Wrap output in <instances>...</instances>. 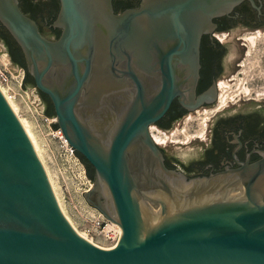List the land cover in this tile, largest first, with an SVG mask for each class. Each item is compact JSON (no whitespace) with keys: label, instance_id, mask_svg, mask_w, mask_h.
<instances>
[{"label":"water","instance_id":"95a60500","mask_svg":"<svg viewBox=\"0 0 264 264\" xmlns=\"http://www.w3.org/2000/svg\"><path fill=\"white\" fill-rule=\"evenodd\" d=\"M241 1L144 0L115 14L110 0H59L48 39L18 0H0L34 87L94 169L84 199L121 230L113 248L76 232L0 89V264H264V152L234 170L239 182L202 191L164 165L148 130L175 97L188 110L210 101L214 87L195 94L200 38ZM176 180L186 197L172 195Z\"/></svg>","mask_w":264,"mask_h":264},{"label":"flooded vegetation","instance_id":"af4514ba","mask_svg":"<svg viewBox=\"0 0 264 264\" xmlns=\"http://www.w3.org/2000/svg\"><path fill=\"white\" fill-rule=\"evenodd\" d=\"M143 1L110 0V5L115 14H120L128 9H139ZM252 1L255 6H253L251 0H243L228 13L214 17L211 29L201 35L199 43L200 68L195 94H202L209 88L214 87V94L210 101L203 103L194 110H188L180 104L178 97H175L165 114L149 125L150 134L152 126L155 129L170 133L176 124L179 125L181 123L183 118H187L199 110L212 109L220 103L221 88L219 81L225 68L232 63L231 58H228L227 54L233 29L238 27L243 29L264 28V0ZM55 3V11L48 15H42L41 20H39L36 12L42 11L43 3L34 0H18L20 9L36 22L40 32L48 39L58 38L61 31L59 28L51 26L59 10V0H55ZM44 27L53 33V37H48L44 33ZM237 39L240 38L238 37ZM240 45L246 46L243 42ZM9 52L14 60L13 54L11 51ZM234 65L239 66V63L234 61ZM25 72L27 71L25 70ZM28 82L31 83L29 80ZM39 93L42 96L43 93ZM45 101L47 103V112L51 102L46 99ZM258 102L259 104H256ZM250 104L255 105V108H244L234 111L226 110L213 116L215 119L211 124L207 142H205L200 156L189 160V162H183L178 157L169 155L165 149L155 142L161 150L164 165L168 169L180 173L186 179V182L194 180L200 183V186H203L202 191H205L209 184L214 188L219 187V190H224L234 185L235 182H239V177L234 170L240 168L246 162L252 163L259 160L262 157V152H264V108H262L264 107V98L261 100L253 97L238 98L234 101H224L223 104L225 106H245ZM80 160L86 169L87 175L93 182V167L84 158V161ZM230 194L233 193L230 192Z\"/></svg>","mask_w":264,"mask_h":264},{"label":"rangeland","instance_id":"374dc122","mask_svg":"<svg viewBox=\"0 0 264 264\" xmlns=\"http://www.w3.org/2000/svg\"><path fill=\"white\" fill-rule=\"evenodd\" d=\"M34 1L43 3L42 11L36 12L39 20L42 15L55 11V0ZM44 33L48 37H53V33L45 27ZM238 37L240 39H237ZM241 42L246 46H241ZM9 51L16 56L9 34L0 27V83L8 84L11 88L8 89V93L16 98L21 117L32 121V130L44 146L45 161L55 179L61 203L77 230L84 232L94 217L101 214L83 197V193L91 186L92 180L77 155L76 160L67 156L55 133L57 128L53 126L54 115H47L45 99L31 83L25 82L24 68L12 59ZM227 55L232 63L225 68L219 81L220 84L223 83L222 87L220 85L221 99L234 101L247 97L257 100L264 98V28L233 29ZM234 61L239 63V66H235ZM219 104L212 109L199 110L183 118L170 133L152 126L151 130L154 134L164 136V139L158 143L159 146L169 155H174L183 162H189L200 156L215 119L213 116L226 110L255 108V105L251 104L245 106Z\"/></svg>","mask_w":264,"mask_h":264},{"label":"bare ground","instance_id":"6f19581e","mask_svg":"<svg viewBox=\"0 0 264 264\" xmlns=\"http://www.w3.org/2000/svg\"><path fill=\"white\" fill-rule=\"evenodd\" d=\"M250 40L253 41L252 38H250ZM222 84L223 83H221L219 85H221V87H222ZM0 89L3 92L4 96L6 97L7 101L9 102L11 108L13 109V111L15 112L17 117L19 118L21 124L23 125L27 135L29 136V138H30V140H31V142H32V144L34 146V149H35L39 159L41 160V162H42V164L44 166L45 171L47 173V176L49 178V181L51 183L53 192L55 194V197L57 199L58 205H59L62 213L64 214L66 219L69 221L71 226L76 230V232L79 235H81L82 237H84L88 241L93 242V240L89 236H87L85 234V232L77 230V228L75 227L74 223L72 222V220L67 215V213H66V211H65V209L63 207V204L61 203V199L59 197V192L57 190L55 179H54L49 167L46 164L45 156H44V146L41 143V140L39 139L37 134L32 130V121L30 119L26 118V117H21V115L19 114V106H18V104H17V102L15 100L16 98L8 93V89H11L9 87V85L8 84L3 85V84L0 83ZM221 98H222V96L220 97V104L223 105L225 100H223ZM113 115H114V113H111V116H113ZM103 119L104 120L109 119L110 121L113 120V118H103ZM113 121H115V120H113ZM205 124H206V122H205ZM151 134L153 136L154 141H156L157 143H160V140L164 139V136L154 134L153 130H151ZM62 139L64 140L63 136H62ZM170 186H171V193H172V195L175 198H184V197H186L188 195V189H187L188 187L184 183H182L181 181H177V180L176 181H171L170 182Z\"/></svg>","mask_w":264,"mask_h":264},{"label":"built area","instance_id":"2783aa9c","mask_svg":"<svg viewBox=\"0 0 264 264\" xmlns=\"http://www.w3.org/2000/svg\"><path fill=\"white\" fill-rule=\"evenodd\" d=\"M53 121L55 124V118ZM55 133L60 140L61 146L65 149L67 156L76 160L75 150L67 144L65 139V141L62 139V134L58 127ZM84 232L93 240L91 243L102 248H113L121 235L119 226L104 218L102 214L94 217V220L90 222Z\"/></svg>","mask_w":264,"mask_h":264},{"label":"trees","instance_id":"16d2710c","mask_svg":"<svg viewBox=\"0 0 264 264\" xmlns=\"http://www.w3.org/2000/svg\"><path fill=\"white\" fill-rule=\"evenodd\" d=\"M0 27H2V26H0ZM2 29L5 30V28H3V27H2ZM9 39H10L11 43L13 44L14 51L16 53V56H14V61H16L19 65H21L26 70L25 63H24V59H23L22 53L20 51V48L17 46L16 42L12 39V37L10 35H9ZM28 80L31 81V84L34 86V82H33L32 77L27 72H25V82H28ZM42 96H43L44 99H46L47 101H49V99L47 98L46 95L42 94ZM46 113L49 116L54 115L51 104L49 105V111H47ZM53 126L57 128L56 124H54ZM76 155L80 159L83 160V158L81 157V155H79L78 153H76Z\"/></svg>","mask_w":264,"mask_h":264}]
</instances>
